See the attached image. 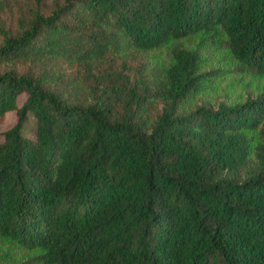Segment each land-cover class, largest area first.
I'll return each instance as SVG.
<instances>
[{
    "label": "trees",
    "instance_id": "obj_1",
    "mask_svg": "<svg viewBox=\"0 0 264 264\" xmlns=\"http://www.w3.org/2000/svg\"><path fill=\"white\" fill-rule=\"evenodd\" d=\"M3 34L0 123L18 118L0 141V237L40 264H264V91L193 104L214 84L206 41L264 76V0H66ZM134 51L160 62L156 123L140 105L71 103L17 69Z\"/></svg>",
    "mask_w": 264,
    "mask_h": 264
},
{
    "label": "rangeland",
    "instance_id": "obj_2",
    "mask_svg": "<svg viewBox=\"0 0 264 264\" xmlns=\"http://www.w3.org/2000/svg\"><path fill=\"white\" fill-rule=\"evenodd\" d=\"M66 0H0V44L4 34H19L34 18L36 10L45 15L61 7ZM197 47V45L195 46ZM207 53V69H215L210 75L214 84L201 93L194 106L228 101L242 102L255 98L264 91V76L242 65L234 63L228 55L227 45L206 41L201 46ZM165 52V51H163ZM165 59L169 57L165 53ZM162 60L163 57L159 58ZM160 64L146 53L134 51L127 58L111 55L95 65H70L58 60L42 62L22 61L17 64L19 73H28L38 78L49 90L60 93L71 103L90 105L101 102L109 105L118 116L138 105L148 109L150 120L156 123L168 105L154 99L156 75L152 65ZM141 107V108H142ZM17 113L9 112L0 123V141L5 131L17 122ZM23 134L36 139V120L30 116L23 128ZM0 264H40L31 251L0 237Z\"/></svg>",
    "mask_w": 264,
    "mask_h": 264
}]
</instances>
